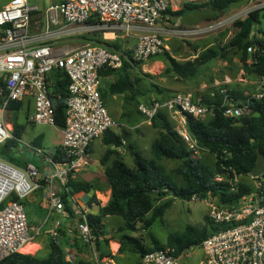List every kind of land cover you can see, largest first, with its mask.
Instances as JSON below:
<instances>
[{"label": "built area", "instance_id": "1", "mask_svg": "<svg viewBox=\"0 0 264 264\" xmlns=\"http://www.w3.org/2000/svg\"><path fill=\"white\" fill-rule=\"evenodd\" d=\"M169 0H56L40 10L27 0H10L0 9V145L15 139L13 126L6 120L8 105L31 98V124L55 125L49 80L54 72L67 76L65 124L62 128L63 159L54 161L43 149L22 139L18 145L27 148L33 157L41 158L50 168L46 179H57L64 189L69 176L86 166L85 154L92 141L118 124L108 114L99 91V70L121 68L123 61L133 64L160 56L167 50L163 37H195L213 31L222 23L207 27L185 28L167 24ZM264 9V0H249L244 11ZM239 17V16H238ZM237 17H232L230 21ZM90 20H96L92 24ZM167 26H158V22ZM226 21V20H225ZM101 30L115 40L117 32L134 37L133 48L117 50L95 42L68 47L77 35ZM254 49L248 48V51ZM128 51L130 52L128 54ZM220 106L226 118L241 119L249 112L251 99L264 98V77L254 83V91L245 99L233 96L220 86ZM137 111L150 122L159 112L166 111L176 123L175 131L194 156L205 150L187 131L186 116L204 120L214 116V107L202 103L201 96L174 93L165 99L153 98L137 105ZM216 174L215 180L227 181L230 191L237 192L239 176ZM252 188L233 204H219L208 197L202 199L209 210L207 218L217 228L202 241L203 257L199 264H264V179L251 178ZM40 173L29 162L24 168L0 158V263L20 253L38 235L41 226H30L21 200L40 186ZM15 195L18 201L9 200ZM191 200H200L192 197ZM68 216L64 202L50 187L47 215L53 212ZM77 230L84 242L95 243L89 223V211L78 206ZM60 220H55L49 235L57 242ZM94 248V247H93ZM69 264H86L67 260ZM100 264V263H96ZM141 264H178L175 249L166 247L146 252Z\"/></svg>", "mask_w": 264, "mask_h": 264}, {"label": "trees", "instance_id": "2", "mask_svg": "<svg viewBox=\"0 0 264 264\" xmlns=\"http://www.w3.org/2000/svg\"><path fill=\"white\" fill-rule=\"evenodd\" d=\"M234 1L236 0H215L212 5L217 9L224 10ZM190 7L195 8L196 6L185 4L182 9L170 12V14L178 17ZM166 13H169L168 10ZM90 22L92 24L97 23L96 20H90ZM233 26L236 27L237 31L223 48L219 50L207 48L193 60L177 62L164 52L162 56L169 64L166 68L167 73H174L182 81L197 79L203 71L202 66L204 64L213 59H226V55L232 53L239 57L244 73L264 77V9L249 12L244 18L235 20ZM93 41L117 50L122 48L119 43L103 40L101 32H99V39ZM248 48L254 50L248 51ZM140 63L142 62H134L133 64ZM131 65L129 62L123 61L119 69L104 67L99 70L100 78L111 75L117 77L105 89L101 90L99 87L104 105L108 95L124 92L134 94L136 91L135 82L131 80L128 71ZM49 80L52 82L49 90L54 106L55 125L63 128L69 80L61 71L52 73ZM228 90L235 96L230 89ZM201 98L204 105L214 107V116L200 120L187 115V131L201 148L214 156V165L209 166L194 156L177 135L175 128L169 123L163 113L164 111L159 112L150 121L152 127L158 129V134L150 145L151 157H144L135 143L130 144L133 167H128L117 155L104 170V177L110 187L109 200L105 206L99 208L98 215L88 214V223L96 238L95 249L97 251L100 250V245L103 242L108 244L107 238L100 239V236L104 234L102 219L106 216H119L123 219L124 225L117 229L120 243L118 253L127 250L135 252L140 257L138 264H141V258L146 252L172 247L175 249V256L177 257L195 246H200L208 234L217 230L207 217L205 218L207 227L196 228L187 225L181 233L168 236L164 245L153 240L154 244L150 249L143 247L139 240L128 232L136 231V224L141 221L144 222L143 229L152 226L156 220L163 217L173 199L189 201L192 197H197L200 200L210 197L216 199L219 204L229 205L237 202L243 194L252 188V183L248 184L240 180L237 192H231L229 183L217 181L215 176L216 174L228 173V177L234 172L239 177H249V172L256 162L257 151L264 156V98L250 100L249 112L253 111L254 114L250 117L247 125L240 123L242 118L230 119L223 116L221 109L218 108L221 101L218 92L211 97L209 94L202 95ZM240 98L245 99V96ZM22 106V101H17L10 103L7 109L16 113ZM12 125L15 139L0 145V158L24 167L28 162L25 158L21 159L16 150L18 147L17 139H22L24 126L17 122V117L12 119ZM126 136V133L115 134L109 129L104 133L103 140L105 144L117 148ZM34 143L36 144V142ZM35 144L34 146H37ZM110 152V150L106 151L104 159ZM50 156L54 161L62 160V148L56 149ZM163 159L178 161L179 164L172 172H168L164 164L161 163ZM177 177H179L180 182L177 181ZM261 178L264 179V174L261 175ZM65 186L70 193L80 191L88 193L91 189V184L76 182L71 179V176L68 177ZM163 197L169 198L161 204H157L156 201ZM8 199L18 201V198L13 194ZM93 200L94 197H91L89 204ZM63 201L65 202V199ZM100 256H103L102 253ZM0 264H69V262L65 260L62 250L52 244L50 253L44 258L16 253Z\"/></svg>", "mask_w": 264, "mask_h": 264}, {"label": "rangeland", "instance_id": "3", "mask_svg": "<svg viewBox=\"0 0 264 264\" xmlns=\"http://www.w3.org/2000/svg\"><path fill=\"white\" fill-rule=\"evenodd\" d=\"M10 0H0V9L7 4ZM30 6L36 5L40 10H43L49 2L56 1V0H27ZM246 15L242 13L237 19L244 18ZM231 19H227L225 22L221 21L222 26L219 28L206 33L205 35H198L195 37H180V36H166L163 37L165 44L167 45L166 53L169 54L172 58H174L177 62H185L188 60H193L198 54L204 51L207 48H214V49H221L223 48L224 44L226 45L229 38L237 31L236 28L233 26V22L235 20L230 21ZM212 25V24H211ZM198 26V27H203ZM210 26V25H209ZM224 26V28H222ZM222 28V29H221ZM221 29V30H220ZM219 30V31H218ZM96 28L93 32H86L77 35L74 39L68 42V47H75L77 45H83L85 43L94 42L93 40L99 39V32ZM218 31V32H217ZM117 37L115 40L110 41V39H106L107 42H116L122 45L125 50H129L133 48L136 44V39L134 37H128L124 34V32L119 31L116 33ZM229 34V35H228ZM109 37V34L107 35ZM229 36V37H227ZM225 38V39H224ZM227 38V40H226ZM232 53L227 54L226 58H230L233 61L234 55H230ZM212 61V62H211ZM210 63H206L202 66V73L201 78L182 81L178 79L174 73H167L166 68L169 65L167 60L162 56H156L150 58L140 64H132L129 67L130 78L135 82V90L132 96L139 95V99L142 101H148L151 98H159L165 99L171 96L174 93H181V92H191L193 94H198L197 88L201 81L205 80L208 83H214V79H223L224 75L226 74L225 70H220L222 63L221 59L211 60ZM234 72H229L234 74ZM238 73V72H237ZM243 77H250L255 78L251 75H246L242 73ZM109 77L100 78V88L101 90L105 89V84L110 82L111 80L116 79V75ZM138 80V81H137ZM200 81V82H199ZM193 84V85H192ZM238 83H236L237 85ZM195 85V89L193 86ZM225 86V85H224ZM229 88V87H228ZM178 89H185L178 90ZM210 92L217 90V88L210 87L206 91L207 94ZM247 94H251L254 91V85L252 90V84L248 85ZM204 93H202L203 95ZM206 95V94H205ZM138 98L135 99L129 98V96L125 97L127 100V108L123 112L121 116H119V107L115 105L114 102L106 101L105 108L110 115V117L117 122V126L114 127L116 131L121 133H126L127 138L125 139V144L123 146L127 147L129 144H136L137 148L140 150L141 154L144 157L150 158V145L152 141L156 138L158 134V129L152 127L150 122H147L138 111H137V101ZM32 109V104L30 105ZM27 108L25 105L16 112V113H6V120L12 121L14 117H19L24 115ZM166 118L168 119L169 123L172 127H175L173 120L171 119L168 112H163ZM42 131H47L45 128L41 126H28L26 127L24 133L22 134V140L24 142H30L33 136L37 133ZM198 159L209 166H213L215 162V158L212 154L208 151H201L199 154L196 155ZM22 158V157H21ZM2 159V158H1ZM4 161L10 163L7 159H3ZM24 161V159H23ZM32 162H36L35 160H31ZM125 163L132 167V156L130 153H127L124 156ZM161 163L164 164L166 170L168 172H172L176 166L179 164L178 161L173 160H165L163 159ZM12 165L16 166L14 162H11ZM178 182H180L179 177L176 178ZM239 180H242L245 183L251 184L252 179L251 177L242 178L239 177ZM169 197H163L160 200H157V204H161ZM216 201V199H214ZM217 202V201H216ZM208 206L204 200H182V199H173L171 205L165 210L164 215L161 219L156 220L152 226L147 229H143V221L138 222L136 224V231L128 232L130 235L134 236L139 240V242L145 247L146 249H150L154 242L153 240L159 242L160 244L164 245L168 236L179 234L181 233L187 225H191L196 228H201L203 226L207 227L206 217L208 214ZM118 223H122L120 217H108L105 219L104 222V232L108 234V246L110 241H117L118 233L110 231L111 228ZM82 239V238H81ZM87 243V251L86 253L89 254L91 257L88 262H93L96 264L97 262L100 264H138L140 261V257L137 253L132 251H125L123 253H116L111 256L110 251L107 253L102 254L96 251V256L93 253V246H91L88 242ZM85 243V244H86ZM105 245V244H104ZM117 246L116 243H113L112 248L114 249ZM129 248V247H128ZM203 257V251L201 246H195L186 252L182 253L181 255L177 256L178 264H199Z\"/></svg>", "mask_w": 264, "mask_h": 264}, {"label": "crops", "instance_id": "4", "mask_svg": "<svg viewBox=\"0 0 264 264\" xmlns=\"http://www.w3.org/2000/svg\"><path fill=\"white\" fill-rule=\"evenodd\" d=\"M214 1L215 0H169V7H168L169 13H167V16H168L167 24L177 25V26L185 27V28H194V27H198L202 25H204L203 27H207L209 25L211 26V24L213 25L218 22L227 20L229 18L231 19L232 17H238L242 13H244V11H246V9L249 6V0H236L232 2L226 9L221 10V9L215 8L212 5V2ZM185 4H193L196 7L195 8L190 7L189 10H186L184 14L178 17H175L174 15L170 14V12L172 13V12L182 9ZM157 25L167 26L165 25L164 22H161V21L158 22ZM262 26H263V22H262ZM222 28H224V26ZM108 34H111V33L107 32L106 35ZM107 38L108 40L110 39V41H112L110 37L107 36ZM230 55H234L233 61H231L230 58H226V59H221V62H220L222 63L220 70L226 71L225 72L226 74L224 75L223 79L216 78L214 79L215 80L214 83H208L205 80L201 82L199 81L200 84L197 88L198 94H193L189 92L193 95V97L202 96V93H204L203 94L204 96L205 94L208 95L206 91L208 90V88L210 89V87H213V86L214 88H217V90L212 91V92H210L209 90L210 97L213 96L214 93L218 92L220 86H224V85H225L224 87L226 86L227 88L229 87L228 89H230L235 94V96L238 98L243 97L245 94H247L248 92L247 89H248L249 84H252V90H253V85L259 76L255 74L245 73L246 75H251V76H254L255 78L253 79L250 77H243L242 73H244V71L242 70L239 57L235 54H230ZM213 60L215 61L217 59H213ZM234 71L236 72L234 74H231ZM111 76H114V75H111ZM111 76H107V77L112 78ZM199 78H201V75ZM113 81L114 80H111L110 82V79H109V82L105 84L106 87ZM236 83L238 84L236 85ZM99 87H100V80H99ZM194 87L195 85L193 86V88ZM178 90H183V89H178ZM194 90L196 89L194 88ZM183 91H185V89ZM128 93L130 92L108 95L107 97V101L114 102L117 108L119 107L118 108L119 116H121L127 108L126 107L127 100H125V97L129 96V98L130 97L131 98L135 97V99L138 98L136 101L137 105L141 102H149L152 99L151 98L148 101H142L139 99V95L132 96L131 94H128ZM22 104L26 106L27 110L24 113V115L21 116V118L17 117V122L20 125L24 126V131H25L26 127H28L29 125L34 126V124H31L28 121V117L33 110V102L31 98H25V100L22 101ZM31 104H32V109L30 108ZM11 113L13 114L14 112H11ZM10 122L12 123L11 120ZM174 124L176 126L175 122ZM36 126H41L45 128L47 131H42L40 133L35 134L33 138L31 139V141L26 142V143L34 146L35 144L34 142H36L37 146H39L38 148L43 149L48 155L55 152L56 149H61L62 139H63L62 128H59L56 125L52 126V125L37 124ZM111 130L115 134H122L121 132L116 131L115 129H111ZM126 138L127 136L122 140V144L117 148L112 147V145L110 144H105L103 140L104 139L103 136L91 142L85 154L86 166H84L83 168H81L77 172H74L71 175V179L76 182L80 181V182H87L91 184V189L88 193L83 192V191L76 192V193H70L68 189H64L61 186V184L57 181V179H53V180L46 179V176L50 173V168L47 166V164L41 158L33 157L32 153L27 148H24L23 146L18 145L16 149L17 153L22 158H25L28 163L31 162L35 164L39 170L40 177H41L40 186L37 189H35L33 192L28 194V196H26L21 202L25 209L28 224L30 226H41V232L38 235L32 234L31 241H29L21 249L20 253L36 255L40 258H44L50 253L52 244H54L62 250L66 261L68 259H73L76 262L93 264V262H88L92 260H90L91 257H89V254L86 253L87 243L84 242L83 239H81V236L77 230V222L79 221L77 209H78V206H80L82 208H86L89 211V213L98 215L99 208L107 204L109 197H110V187L104 177V170L108 165H110L113 159L117 157V155L121 157L122 160L124 161V156H126L127 153L131 154L130 144L127 145V147L123 146L125 144ZM107 150H110L111 152L104 159V155ZM30 157H31V160H35L36 162L34 163L31 160H29ZM15 165L17 167L24 168L23 165H18L16 163ZM132 167H133V157H132ZM242 178H245V176H242L241 179ZM50 187L53 189V191H55L58 195H60L62 200L65 199V202L64 201L63 202H64L65 209L68 212V216H64L58 211H55L50 216V218L43 224L44 219L47 215ZM91 197H94V200L91 204H89V200ZM108 217H114V216L104 217L102 219L103 226H104L105 219ZM116 217H119V216H116ZM55 220H60L61 222V225L58 229L59 237L56 243H54V241L49 235V230L53 227ZM121 220H122V223L115 224L111 228L110 231H113L115 228L114 232H117V229L120 226L122 227L124 225L122 218ZM107 235H109V233L105 234L104 232V234L100 236V239H104L105 237H107ZM113 243L117 244V246L114 249L112 248ZM119 246H120V243L118 239L117 241H110L109 246L105 242H103L100 245V250L98 251V253H100L101 255V253L105 254L107 253V251H110L111 256H113L116 253L118 254ZM95 250L96 249L94 246L93 253L96 256Z\"/></svg>", "mask_w": 264, "mask_h": 264}, {"label": "water", "instance_id": "5", "mask_svg": "<svg viewBox=\"0 0 264 264\" xmlns=\"http://www.w3.org/2000/svg\"><path fill=\"white\" fill-rule=\"evenodd\" d=\"M253 114H254L253 111L248 112V114L245 115L241 119L240 123L242 125H247L250 117H252ZM263 174H264V156L259 151H257L256 162H255L253 168L250 170L249 175L251 178H258Z\"/></svg>", "mask_w": 264, "mask_h": 264}, {"label": "bare ground", "instance_id": "6", "mask_svg": "<svg viewBox=\"0 0 264 264\" xmlns=\"http://www.w3.org/2000/svg\"><path fill=\"white\" fill-rule=\"evenodd\" d=\"M109 37L111 38L112 37V35L111 34H109ZM31 241V240H30Z\"/></svg>", "mask_w": 264, "mask_h": 264}, {"label": "clouds", "instance_id": "7", "mask_svg": "<svg viewBox=\"0 0 264 264\" xmlns=\"http://www.w3.org/2000/svg\"><path fill=\"white\" fill-rule=\"evenodd\" d=\"M250 176V175H249Z\"/></svg>", "mask_w": 264, "mask_h": 264}]
</instances>
